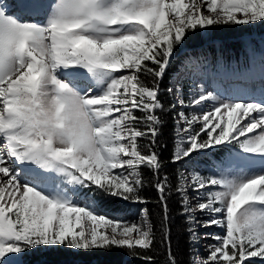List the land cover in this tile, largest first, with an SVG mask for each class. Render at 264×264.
<instances>
[{
    "label": "snow or ice",
    "instance_id": "obj_1",
    "mask_svg": "<svg viewBox=\"0 0 264 264\" xmlns=\"http://www.w3.org/2000/svg\"><path fill=\"white\" fill-rule=\"evenodd\" d=\"M253 24H264V0H0V264H22L41 248L123 249L152 264L147 210L129 221L97 201L146 203L144 170L163 209L164 264H178L171 195L191 264H264V51L246 42L243 69L187 53L189 76L223 70L253 83L224 92L196 85L181 98L178 77L166 89L187 109L174 117L173 161L219 155L208 174L179 172L173 183L160 177L158 151L160 113L177 107L161 101L177 52L198 33ZM213 226L220 234H208L214 243L200 257L196 229Z\"/></svg>",
    "mask_w": 264,
    "mask_h": 264
},
{
    "label": "trees",
    "instance_id": "obj_2",
    "mask_svg": "<svg viewBox=\"0 0 264 264\" xmlns=\"http://www.w3.org/2000/svg\"><path fill=\"white\" fill-rule=\"evenodd\" d=\"M249 27V28H248ZM246 27V36L250 38L254 37L253 40L258 39L261 36V29L257 24L249 25ZM225 29H229L228 26L224 27ZM249 29V30H248ZM264 34V32H263ZM240 41H233L232 44V53H236L240 48L237 45ZM197 44L195 42H188L186 45L192 46ZM185 48L179 50V52L186 51ZM230 50H227L229 52ZM176 54V55H177ZM175 69V64L172 63L171 69L169 70L168 75L161 82L162 88L165 91L161 94V101L164 103L166 108H170V100L167 95L166 89L169 86L170 77ZM161 116V125H160V135L158 138L161 161H162V170L160 172V177L167 176L170 181L175 183L176 178L178 176V168L175 163L172 162V154L174 147V127H173V117L170 111H165L160 113ZM145 177V187L142 190V196L146 201V207L149 215V219L151 220L154 228V233L156 237V247L152 252L148 254L153 257L152 264H164L166 259V247L164 244L160 243L161 239V220L163 216L162 206L158 203V193L154 189L155 177L148 171L144 170ZM104 204L109 209H120L124 207V201H119L118 198L112 200L110 197H103ZM169 205V214L171 223L169 225L171 229V241H172V250L176 256L178 264H191V245H190V237L186 230L185 218L179 215L180 206L178 203V197L176 195H171L168 200ZM81 255L85 261L84 263L88 264H145V262L140 258L132 257L128 254L126 250L123 249H114L110 253L105 252H94L91 254H76ZM74 255V256H76ZM63 260L61 258L51 257L48 260H45L49 264H53L56 261Z\"/></svg>",
    "mask_w": 264,
    "mask_h": 264
},
{
    "label": "rangeland",
    "instance_id": "obj_3",
    "mask_svg": "<svg viewBox=\"0 0 264 264\" xmlns=\"http://www.w3.org/2000/svg\"><path fill=\"white\" fill-rule=\"evenodd\" d=\"M248 26L249 25H247V26H231V27H228L229 29H225L224 27L214 28L212 31L204 34L203 37H201V34H199V33L196 34L195 36L190 37L188 42H194V41L196 42L197 41V43H198V41H205L209 44L210 42H215V38H221L222 40H220V41H223V42H226V40H228L227 42H231L232 38L237 39L238 37L246 36L245 34H246L247 29H245V28ZM257 26L263 28L264 24H257ZM253 38L254 37H252V40H253ZM216 44H217V42H216ZM253 44H254L253 46L256 48V50L260 47L264 48V37L256 39L255 41H253ZM33 167H35V166H33ZM110 198H112V197H110ZM114 199H116V198H112V200H114ZM119 201H124V200L119 199ZM100 212H102V211H100ZM102 213H104V212H102ZM110 216H114V215H110ZM116 217H122L126 220H129V221L142 222L141 218L143 217V215L139 211L134 210L131 213H129V215H121V216H116ZM45 253H50L52 255L65 258L67 260L72 259L73 256L76 254H80V253H75V252H72L70 250L63 249V248H41V249H37V250L25 253L23 256L20 257V260L22 261V264H34V261H35L34 259L35 258L42 259L41 255H43ZM35 263H38V261Z\"/></svg>",
    "mask_w": 264,
    "mask_h": 264
}]
</instances>
